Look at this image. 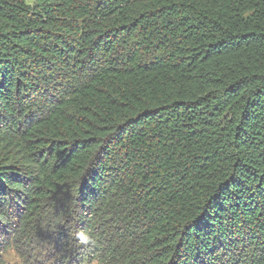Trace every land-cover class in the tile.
Masks as SVG:
<instances>
[{
  "label": "trees",
  "instance_id": "obj_1",
  "mask_svg": "<svg viewBox=\"0 0 264 264\" xmlns=\"http://www.w3.org/2000/svg\"><path fill=\"white\" fill-rule=\"evenodd\" d=\"M0 217V264H264V0H0Z\"/></svg>",
  "mask_w": 264,
  "mask_h": 264
},
{
  "label": "clouds",
  "instance_id": "obj_2",
  "mask_svg": "<svg viewBox=\"0 0 264 264\" xmlns=\"http://www.w3.org/2000/svg\"><path fill=\"white\" fill-rule=\"evenodd\" d=\"M3 217H0V222L3 221ZM76 239L81 244H88L92 243L91 237L83 230L76 233ZM5 260L9 261V264H24V257L16 251V249L13 246H9V249L7 250L5 254ZM91 264H106L105 260L102 259H93Z\"/></svg>",
  "mask_w": 264,
  "mask_h": 264
},
{
  "label": "rangeland",
  "instance_id": "obj_3",
  "mask_svg": "<svg viewBox=\"0 0 264 264\" xmlns=\"http://www.w3.org/2000/svg\"><path fill=\"white\" fill-rule=\"evenodd\" d=\"M39 252V253H38ZM42 252V253H41ZM45 254H46V256H47V258H49V259H47L46 257H45ZM43 257H42V256ZM49 253H47V249L46 248H44V252L43 251H41L40 249H37V251H35L34 253H29L28 255H27V259L28 260H31V263L32 264H53L52 263V261H53V259H50V257H49ZM5 254H4V256H3V259H4V261H3V263L4 264H9V261H7V260H5Z\"/></svg>",
  "mask_w": 264,
  "mask_h": 264
}]
</instances>
